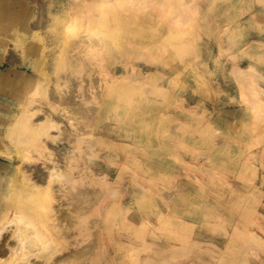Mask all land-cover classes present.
Masks as SVG:
<instances>
[{
	"label": "rangeland",
	"instance_id": "1",
	"mask_svg": "<svg viewBox=\"0 0 264 264\" xmlns=\"http://www.w3.org/2000/svg\"><path fill=\"white\" fill-rule=\"evenodd\" d=\"M3 1L13 4L4 3L8 20L0 37L18 57L12 44L32 42L23 18L27 11L30 18L36 15L37 6ZM37 1L48 3L50 13H42L59 25L67 22L66 12L79 14L86 7L129 18L127 32L115 29L128 46L115 81L160 89L149 108L155 122L143 128L153 129L148 145L159 137L161 160L130 151L98 161L99 169L110 171L112 189L100 212L104 217L110 199L117 206L111 211L116 221L105 215L99 227L102 245L115 237L112 264H264V0ZM82 32L76 23L61 34L70 42ZM6 68L0 65V80ZM16 85L7 78L0 82V140L1 109L15 108ZM31 154V168L49 164ZM71 166L85 164L78 157ZM132 193L138 202L130 200Z\"/></svg>",
	"mask_w": 264,
	"mask_h": 264
},
{
	"label": "bare ground",
	"instance_id": "2",
	"mask_svg": "<svg viewBox=\"0 0 264 264\" xmlns=\"http://www.w3.org/2000/svg\"><path fill=\"white\" fill-rule=\"evenodd\" d=\"M32 1L36 15L30 18L27 11L28 16L27 12L21 16L32 42L13 43L16 57L7 52L0 37V65L8 66L0 82L7 78L17 83L12 90L15 108L1 109L5 124L0 140L4 156L0 162L4 173L0 175V264H112L109 248L115 250V237L108 236V244L102 245L99 227L105 215L108 221H116L111 211L117 206L110 199L104 217L100 212L102 200L110 198L112 189L107 178L110 171L99 169L98 161L130 151L161 160L159 137L158 143L148 145L153 129L143 128L154 121L149 108L160 89L115 81V68L128 51L115 29L119 25L127 32L133 25L129 18L86 7L79 14L66 12L67 22L59 25L43 15L44 9L50 13L48 3L24 0V4ZM5 2L13 4L0 0V36L8 20L2 15ZM76 23L83 32L65 42L61 31ZM16 60L27 69L20 70L24 67H18ZM128 71L124 75L130 77ZM28 89L33 97L17 96ZM137 113L140 117L134 120ZM32 152L49 164L44 160L31 168ZM78 157L85 166L76 170L71 163ZM126 189L128 184L121 193ZM130 200L138 202V193H132Z\"/></svg>",
	"mask_w": 264,
	"mask_h": 264
}]
</instances>
